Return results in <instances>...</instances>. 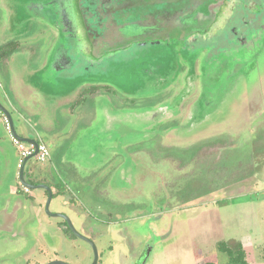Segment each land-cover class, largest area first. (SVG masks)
<instances>
[{"label":"rangeland","instance_id":"374dc122","mask_svg":"<svg viewBox=\"0 0 264 264\" xmlns=\"http://www.w3.org/2000/svg\"><path fill=\"white\" fill-rule=\"evenodd\" d=\"M32 1L0 0V45L17 36L22 92L16 111L1 60L0 101L19 135L50 150L47 161L34 156L25 168L54 194L63 188L50 211L95 241L97 264H228L218 249L227 241L242 242L248 261L264 264V0L249 23L258 29L214 35L206 52L133 43L85 66L68 37L72 66L54 73L63 88L27 66L32 51L37 60L45 47L58 49L49 20L30 19ZM106 14L99 20L107 25ZM236 37L247 46L235 50ZM5 119L0 111V209L16 215L0 227V264H91L90 243L46 210L48 191L22 190V156Z\"/></svg>","mask_w":264,"mask_h":264},{"label":"water","instance_id":"95a60500","mask_svg":"<svg viewBox=\"0 0 264 264\" xmlns=\"http://www.w3.org/2000/svg\"><path fill=\"white\" fill-rule=\"evenodd\" d=\"M226 0H78V7L92 43V55L100 59L110 52L129 48L133 43L166 41L173 39L184 44L195 33L207 32L218 18ZM104 11H103V10ZM108 13L110 21L99 20ZM107 15V14H106ZM107 15V16H108ZM99 22V23H98ZM101 23V24H100ZM0 111L7 117L12 135L23 142L31 143L35 150L26 156L19 173L23 185L29 189L44 188L48 191L46 210L53 216L63 217L70 229L93 247L94 261L99 260L95 241L80 233L71 218L62 212H51L53 190L48 184H33L25 180L27 161L39 151V142L19 135L9 109L0 101ZM47 264H71L54 260Z\"/></svg>","mask_w":264,"mask_h":264},{"label":"flooded vegetation","instance_id":"af4514ba","mask_svg":"<svg viewBox=\"0 0 264 264\" xmlns=\"http://www.w3.org/2000/svg\"><path fill=\"white\" fill-rule=\"evenodd\" d=\"M262 1L263 0H226L225 4L221 8V12L219 13L217 20L215 22H213V24L210 26V28L207 32L195 33V34H192L190 37L187 38L190 41H194V42L190 43L191 44L190 53H192V51L196 50L195 47L200 48V51L202 50V51L206 52V50L208 48H211L209 46H213L212 43L209 41H212L214 35L222 36L223 34H227V32L229 30H233V34H235V35L241 34L243 36H247L246 34L248 31H251L253 29H258V27H255V24L252 26L249 23L252 24V19L256 20L257 14L258 15L261 14V11L258 9V7L260 5H262ZM76 8L79 9L78 8V0H65V3H63L61 5H54L53 9L50 12V15H52V20L54 22L53 24H55L56 26L59 24L62 25V29L64 31H67V35L69 37H71L72 41H74V44L73 43L72 44L75 47L77 45L78 51H81L82 54L85 57H87V53L88 54L91 53V55H92V43H91V41L87 35V29L84 25L82 16H81V20H82L83 28L85 31L84 34L87 37L86 41L84 40L83 29H81L79 26H77L78 23L75 19L77 16ZM252 15H253V17H255V19L251 17ZM240 20H244V23H245L241 27L237 26L238 24L236 23L237 21H240ZM219 28H221L220 31L218 30ZM216 30H217V32L215 33ZM259 30L260 31L264 30V20H263V23L260 24ZM258 35L255 34V35H253V37L248 36L249 38L246 40L248 42L250 40L255 42V39L258 38ZM237 39H238V37H237ZM242 39H243V37H242ZM238 40H240V39H238ZM246 40L244 37V41H246ZM75 41H76V45H75ZM175 41L176 40H172V42H175ZM144 42H147V41H144ZM144 42H137L135 45L138 46V44L144 43ZM149 42H156V41H149ZM175 45H178V50L182 52L183 46H180L179 44H175ZM129 49L130 48H126V49H122L121 51L126 52ZM72 50H74V48H72ZM116 53L119 55L118 52H116ZM121 54L125 55L124 53H121ZM92 57L95 58L93 55H92ZM107 57H109V56H107V54H106L102 58L97 59L98 61H96V62L92 61V59L87 60V58L82 59V60L86 61L85 66H87L89 64H90V66H93V65H95L94 63H97V62L101 63L98 65H102V63H105V61L108 60ZM92 68L96 69V66L92 67ZM18 168L21 169V167H18ZM19 173H20V170H19ZM25 173H26V171H24V177L26 175ZM18 177H19V175H18ZM25 180L30 182V183H33V184H40L39 181L27 179L26 177H25ZM18 182L22 183V181L20 180V177L18 179ZM21 183H20V185L23 186L22 190H24L26 192H31V189L26 190L23 183L22 184ZM19 190H20L19 187L16 188L14 193L17 194L19 192ZM28 194H30V193H28ZM16 202H17V204L19 203V201H16ZM14 206H15V209H17V205L15 204ZM2 209H0L1 210L0 211V227L6 228V226L9 223L8 222L9 219H11V217H14L16 215V213L14 211H11V209H8V210L7 209L2 210ZM6 211H11L12 213L6 212ZM63 220L67 223V221L64 218H63ZM68 227H69V225H68Z\"/></svg>","mask_w":264,"mask_h":264},{"label":"crops","instance_id":"0c3cea01","mask_svg":"<svg viewBox=\"0 0 264 264\" xmlns=\"http://www.w3.org/2000/svg\"><path fill=\"white\" fill-rule=\"evenodd\" d=\"M63 3H65V0H35V1L30 2V5H29V9L33 11L32 12L33 16H31L33 18H30V19L37 20L40 17V18L46 19L47 21L49 20V24L51 27L50 28L51 34H52V37L55 38V42H53L52 45L57 46L58 49H57L56 54L54 55L53 54L55 50L54 48L47 49V47H45V49L41 51V54H40L41 57H39L37 60H33L35 58V55H34L35 51H32V53H29V55H27L28 57L27 66L32 70L33 74L44 73L42 81L44 83H49V81L54 83L53 81H55L56 86H58V88L59 87L63 88L65 85L64 82L66 81L63 80V78L61 79V76L59 74L58 75H55V74L59 73L62 69H65V68L67 69L70 66H72V61H73V58H71L69 54L70 48H68L67 44L64 43L69 37L67 35V31H64L60 24L57 26L53 24L54 22L52 20V15H50V12L53 9L54 5H61ZM10 41H15L17 43L16 49L12 53H10L8 56L4 58H0V61L5 60L7 62V63L6 62L1 63L3 67L5 68L6 76L4 78V81L7 85V89H8L7 93L11 95L12 97L11 103L14 109H16L17 111V96L18 95L22 96V92L18 90V86H17L18 85V82H17V50L20 46H19V42L17 41V36L15 35L13 39L7 40L5 43L1 45H4ZM49 68H52L53 72H50L51 69ZM58 76H60L61 80L57 79L59 78ZM54 77L55 79H53ZM48 78H52V79L49 80ZM75 88L77 89L75 94L81 95L82 93L81 87L80 88L75 87ZM59 98L61 97L59 96ZM76 100L77 99L75 98L73 102H75ZM18 163L19 161L17 162V166H18ZM26 165H25V168H26ZM16 188L17 186H13L11 188V191L15 192Z\"/></svg>","mask_w":264,"mask_h":264},{"label":"trees","instance_id":"16d2710c","mask_svg":"<svg viewBox=\"0 0 264 264\" xmlns=\"http://www.w3.org/2000/svg\"><path fill=\"white\" fill-rule=\"evenodd\" d=\"M76 21H77V26H79L81 29H83V36H84V40L86 41L87 40V37L86 35L84 34L85 31H84V28H83V23H82V20H81V15H80V11L79 9L76 8ZM62 26V25H61ZM210 34V33H209ZM249 38V37H248ZM235 44L233 45V47H235V45L238 47V46H246V42L243 41L245 43V45H243V43L241 41H239L237 39V37L235 38ZM226 43L228 42L227 40L225 41ZM153 43H162V41H156V42H144V43H140L138 45H141L142 47L143 46H146L147 44H153ZM165 44H167V47H170V45L172 44H179L178 41H175V42H164ZM191 41L189 39H187L185 41L184 44H180V46H183L182 47V50L185 51V52H190V46H191ZM75 45H76V41H75ZM227 45V44H226ZM16 46H17V43L15 41H10L4 45H1L0 46V58H4L6 56H8L10 53H12L15 49H16ZM224 46V45H223ZM139 47V46H138ZM237 47H235V50L237 49ZM240 49V47L238 48ZM237 49V50H238ZM74 53L75 55H77V59L81 58L82 59H92V61L96 62L98 61L97 59L93 58L91 53H87V57H85L81 51H78V47L76 45V47L74 46ZM116 52H112V53H109L107 54V57L108 60H112V56H116ZM177 54V53H175ZM74 60V59H73ZM92 71V70H91ZM87 72H90L87 70ZM105 85V84H104ZM104 85H101V86H104ZM106 86H109V85H106ZM105 87V86H104ZM100 88V85L99 87H96V86H91L89 88H87V91H82L81 93V97L84 96V94L86 93H95L98 91V89ZM60 188V187H59ZM63 188H60L55 194H60V193H63ZM53 194V196L55 195ZM218 249L224 253H226L228 255V264H251L249 261H248V258H247V252L242 244V242L240 241H227V242H219L218 243Z\"/></svg>","mask_w":264,"mask_h":264},{"label":"built area","instance_id":"2783aa9c","mask_svg":"<svg viewBox=\"0 0 264 264\" xmlns=\"http://www.w3.org/2000/svg\"><path fill=\"white\" fill-rule=\"evenodd\" d=\"M5 121H6L7 127L10 129V125H9V121H8L7 117H6ZM13 140H14V142H15L16 144H18L17 146H19L18 148L20 149V152H21V156H22V157H21V159L19 160V163H18V167H21V164H22L23 159H24L26 156H28V155H30L31 153L34 152V150H35V146H34L33 144L30 143L31 146H30L29 148H25V147L23 146L22 141L19 140L18 138H16V137L13 136ZM35 156H37V159H38L39 161H41V162H45V161H47L48 158L50 157V150H49V148L47 147V145L44 144V143H42V142H39V151H38V153H37ZM25 188H26V190L29 189V188H27V187H25Z\"/></svg>","mask_w":264,"mask_h":264}]
</instances>
